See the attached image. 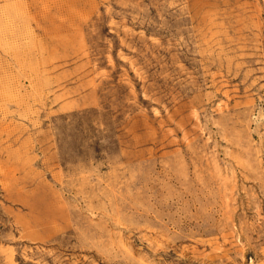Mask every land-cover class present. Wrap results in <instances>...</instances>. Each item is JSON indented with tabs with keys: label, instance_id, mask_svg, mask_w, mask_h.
<instances>
[{
	"label": "rangeland",
	"instance_id": "obj_1",
	"mask_svg": "<svg viewBox=\"0 0 264 264\" xmlns=\"http://www.w3.org/2000/svg\"><path fill=\"white\" fill-rule=\"evenodd\" d=\"M0 264H264V0H0Z\"/></svg>",
	"mask_w": 264,
	"mask_h": 264
}]
</instances>
